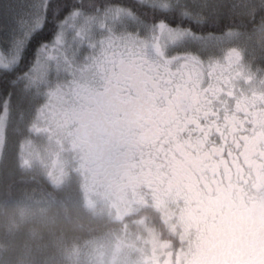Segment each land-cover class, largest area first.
<instances>
[{
    "label": "snow or ice",
    "instance_id": "obj_1",
    "mask_svg": "<svg viewBox=\"0 0 264 264\" xmlns=\"http://www.w3.org/2000/svg\"><path fill=\"white\" fill-rule=\"evenodd\" d=\"M33 109L114 174L264 153V0H0V119Z\"/></svg>",
    "mask_w": 264,
    "mask_h": 264
},
{
    "label": "flooded vegetation",
    "instance_id": "obj_2",
    "mask_svg": "<svg viewBox=\"0 0 264 264\" xmlns=\"http://www.w3.org/2000/svg\"><path fill=\"white\" fill-rule=\"evenodd\" d=\"M75 157L81 175L94 179L95 192L116 202L107 200L110 209L122 212L126 192L125 207L160 215L168 231L186 238L192 264H264V153L249 148L227 160L176 161L166 171L146 175L114 174L86 155ZM146 225L157 233L156 226ZM187 230L194 233L192 245Z\"/></svg>",
    "mask_w": 264,
    "mask_h": 264
},
{
    "label": "trees",
    "instance_id": "obj_3",
    "mask_svg": "<svg viewBox=\"0 0 264 264\" xmlns=\"http://www.w3.org/2000/svg\"><path fill=\"white\" fill-rule=\"evenodd\" d=\"M20 112L6 128L0 165V264H93L89 246L124 223L92 211L81 189L56 188L22 163L26 132L18 126ZM138 219L156 226L161 239L168 236L159 215L148 211L125 222Z\"/></svg>",
    "mask_w": 264,
    "mask_h": 264
},
{
    "label": "rangeland",
    "instance_id": "obj_4",
    "mask_svg": "<svg viewBox=\"0 0 264 264\" xmlns=\"http://www.w3.org/2000/svg\"><path fill=\"white\" fill-rule=\"evenodd\" d=\"M9 123L10 121L0 119V165L6 142V128ZM18 126L22 132H26L20 154L22 163L26 167L48 177L56 188L69 186L70 189L73 187L81 189L82 199L92 211L124 223L119 231L110 233L107 237L100 238L89 246L88 253L93 264H192V246L189 247L186 238L177 236L181 243L179 244L175 239L177 234L174 235L169 229L168 236L163 240L158 233L153 232L146 225V222L149 223L148 220L131 221L133 226L125 222L127 219H133L148 212L139 213L138 208L132 209L128 205L125 207L124 204L128 203L125 198L130 197L126 192L121 197L122 212L117 214V211L110 209L107 200L116 202L112 198H107L108 196L103 195L102 192L100 194L95 192L96 188L91 182L94 179L86 172L84 177L81 175V165L78 159L68 151L64 141L49 129L35 109L27 112L21 111ZM93 196H101V199L92 198ZM123 213L125 214L122 215ZM130 213L134 216L126 218L125 216ZM159 217L162 222V217L160 215ZM161 222L160 224H163ZM188 233L191 236L192 245L194 233L187 230L185 234Z\"/></svg>",
    "mask_w": 264,
    "mask_h": 264
}]
</instances>
